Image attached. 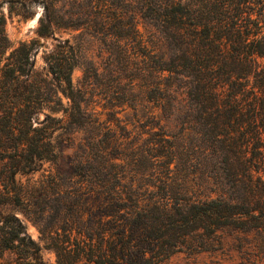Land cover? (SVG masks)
<instances>
[{
  "label": "trees",
  "instance_id": "trees-1",
  "mask_svg": "<svg viewBox=\"0 0 264 264\" xmlns=\"http://www.w3.org/2000/svg\"><path fill=\"white\" fill-rule=\"evenodd\" d=\"M12 1L43 3L42 35L79 33L43 71L35 40L14 45L0 14V249L19 264H164L230 250L259 264L264 0ZM98 104L132 107L150 135H119ZM22 203L38 239L8 211Z\"/></svg>",
  "mask_w": 264,
  "mask_h": 264
},
{
  "label": "rangeland",
  "instance_id": "rangeland-1",
  "mask_svg": "<svg viewBox=\"0 0 264 264\" xmlns=\"http://www.w3.org/2000/svg\"><path fill=\"white\" fill-rule=\"evenodd\" d=\"M44 11V5L40 1H32L29 5L23 4L19 1L0 0V14L4 13L6 16V33L13 41L14 45H18L21 40H35L33 57L35 59L36 69L46 71V54L56 47L59 43H64L68 38L70 42L75 41L76 34L79 29L71 27H61L56 29L54 34L42 35L38 32L39 18ZM93 51H97V44H94ZM82 66H76L73 72L74 81L77 82L83 76ZM66 101V97H64ZM97 109L100 110L102 117L108 119L113 123V126L118 129L119 135L125 132L121 126L127 127L131 130L130 138L139 139L143 134L146 138L150 134L144 132L146 128L143 123H140L139 117L136 116L135 110L132 107L122 109L116 107L117 111H110L109 108H104L103 105L98 104ZM61 112H55V115H60ZM43 116V114H42ZM148 127V126H147ZM58 131L55 132L57 134ZM143 141V140H141ZM0 149V155H2ZM5 161V160H4ZM4 161L0 159V187L2 173L5 171ZM51 162L45 163V167H50ZM19 177V176H18ZM28 174L22 175V180L27 181ZM8 211H13L19 215L26 224V229L36 239L39 238L40 230L33 220V214L29 207L25 204H17L14 207L9 206ZM230 238L232 236L229 235ZM41 254L45 260L49 262L56 261V254L53 250L42 247ZM17 254L10 249H0V264H19L17 262ZM164 264H243L242 257L237 250H230L226 252H212L202 251L199 253H188L185 251L178 252L170 257ZM252 264V263H248ZM259 264H264L262 258Z\"/></svg>",
  "mask_w": 264,
  "mask_h": 264
}]
</instances>
